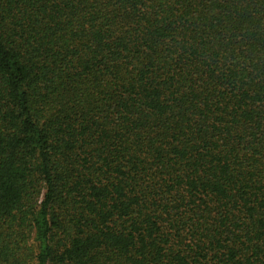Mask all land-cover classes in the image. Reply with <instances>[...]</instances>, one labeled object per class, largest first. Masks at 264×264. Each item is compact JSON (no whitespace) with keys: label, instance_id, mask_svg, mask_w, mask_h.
<instances>
[{"label":"trees","instance_id":"16d2710c","mask_svg":"<svg viewBox=\"0 0 264 264\" xmlns=\"http://www.w3.org/2000/svg\"><path fill=\"white\" fill-rule=\"evenodd\" d=\"M0 264H264V0H0Z\"/></svg>","mask_w":264,"mask_h":264}]
</instances>
